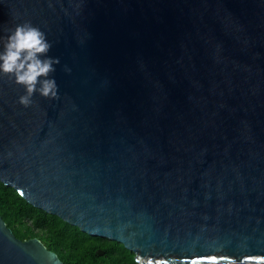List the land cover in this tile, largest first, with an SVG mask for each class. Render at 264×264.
I'll use <instances>...</instances> for the list:
<instances>
[{
  "label": "water",
  "instance_id": "1",
  "mask_svg": "<svg viewBox=\"0 0 264 264\" xmlns=\"http://www.w3.org/2000/svg\"><path fill=\"white\" fill-rule=\"evenodd\" d=\"M25 21L60 93L0 77V181L154 264H264V0H0V47ZM0 264L65 263L0 214Z\"/></svg>",
  "mask_w": 264,
  "mask_h": 264
},
{
  "label": "trees",
  "instance_id": "2",
  "mask_svg": "<svg viewBox=\"0 0 264 264\" xmlns=\"http://www.w3.org/2000/svg\"><path fill=\"white\" fill-rule=\"evenodd\" d=\"M0 214L20 239L38 237L65 264H132L123 243L92 236L61 217L28 202L15 188L0 181ZM101 248L104 255H99Z\"/></svg>",
  "mask_w": 264,
  "mask_h": 264
},
{
  "label": "clouds",
  "instance_id": "3",
  "mask_svg": "<svg viewBox=\"0 0 264 264\" xmlns=\"http://www.w3.org/2000/svg\"><path fill=\"white\" fill-rule=\"evenodd\" d=\"M53 43L47 33L30 21L17 24L9 30L0 47V77H7L24 89L19 104L32 106L38 94L48 99H58L60 86L54 73L61 60L50 55ZM66 72L71 69L64 66ZM132 264H154L151 256L140 253L132 255Z\"/></svg>",
  "mask_w": 264,
  "mask_h": 264
}]
</instances>
